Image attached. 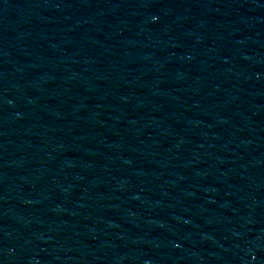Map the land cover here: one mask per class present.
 I'll return each mask as SVG.
<instances>
[{"label": "water", "instance_id": "1", "mask_svg": "<svg viewBox=\"0 0 264 264\" xmlns=\"http://www.w3.org/2000/svg\"><path fill=\"white\" fill-rule=\"evenodd\" d=\"M0 264H264V0H0Z\"/></svg>", "mask_w": 264, "mask_h": 264}]
</instances>
